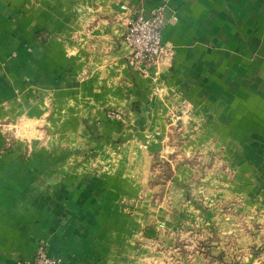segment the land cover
<instances>
[{
  "label": "crops",
  "instance_id": "0c3cea01",
  "mask_svg": "<svg viewBox=\"0 0 264 264\" xmlns=\"http://www.w3.org/2000/svg\"><path fill=\"white\" fill-rule=\"evenodd\" d=\"M161 1L0 0V124L46 135L0 131V264L40 242L65 264H152L192 233L213 245L194 264L264 263V0H167L142 76L126 17Z\"/></svg>",
  "mask_w": 264,
  "mask_h": 264
},
{
  "label": "built area",
  "instance_id": "2783aa9c",
  "mask_svg": "<svg viewBox=\"0 0 264 264\" xmlns=\"http://www.w3.org/2000/svg\"><path fill=\"white\" fill-rule=\"evenodd\" d=\"M168 1L162 0L149 13L145 14L141 9L129 12L126 17V29L123 40L129 47L128 62L142 76L148 74V69L152 64L158 62L166 51V45L162 41V26L165 21V12ZM123 10H127L126 5H121ZM183 107L189 109L190 105L184 102ZM109 118H121L122 114L118 110L108 111ZM183 116H177V120H182ZM7 132L11 123L0 124ZM13 127L16 132L24 131V123L17 120ZM33 264H59L56 260L48 258L39 250L38 257Z\"/></svg>",
  "mask_w": 264,
  "mask_h": 264
},
{
  "label": "rangeland",
  "instance_id": "374dc122",
  "mask_svg": "<svg viewBox=\"0 0 264 264\" xmlns=\"http://www.w3.org/2000/svg\"><path fill=\"white\" fill-rule=\"evenodd\" d=\"M115 109L112 110H108V111H114ZM107 111V112H108ZM119 111V110H118ZM121 112V111H119ZM122 117H123V113L121 112ZM116 119V118H113ZM17 120H20L24 123V131L23 132H16L13 124H15V122ZM11 123V127L10 129L6 132V134H8V138L9 141L11 140V142L14 143H18V142H28L31 143L35 140H41L44 141L45 140V134H43L44 132L41 131L43 130V127L45 126V124L43 126H41V120L39 121H35L34 118H30V117H16L14 119H9L8 121L5 120L2 124L4 123ZM3 126H0V131L1 132H5L2 128ZM42 135H41V133ZM159 228L163 229L165 226L163 225V223H159ZM173 234H176L172 231ZM176 237V235L173 237L172 241H171V247H169L168 249L164 250L161 254H159V257H153L152 258V264H194L195 263V259H196V251L193 250V248H195V250L197 249L199 251V253H202V257L210 260L211 261V248H212V241L210 238H200L197 240V242L195 241V237L194 234L192 233L191 236H187V237ZM196 243V244H195ZM181 245V246H180ZM186 246L187 249H185L184 251V247ZM39 250H41L44 255H46L48 258L56 260V262H58L59 264H65L63 261H61L60 259H56L53 258L51 256H49L48 254V247L46 242H40L37 244L36 248H35V252H34V256L32 259H25V260H18L17 264H33L37 257H38V252ZM185 258V261L183 260ZM154 259V261H153ZM222 259V255H220V260ZM264 264V263H263Z\"/></svg>",
  "mask_w": 264,
  "mask_h": 264
}]
</instances>
